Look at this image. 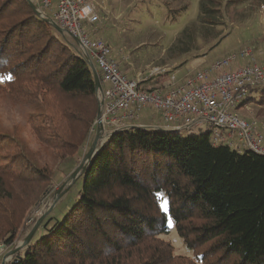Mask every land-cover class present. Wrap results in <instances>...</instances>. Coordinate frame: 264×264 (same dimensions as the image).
Wrapping results in <instances>:
<instances>
[{"label":"trees","instance_id":"1","mask_svg":"<svg viewBox=\"0 0 264 264\" xmlns=\"http://www.w3.org/2000/svg\"><path fill=\"white\" fill-rule=\"evenodd\" d=\"M220 5L201 0L198 22L173 47L195 49L196 34L218 25ZM222 37L217 33L214 45ZM0 76L10 121L20 119L6 131L0 121V244L12 245L56 174L28 152L24 133L30 128L62 165L93 131L99 99L86 58L29 0H0ZM259 87L250 88L246 103ZM79 179L65 216L47 215L10 264H198L161 238L169 217L188 248L202 249V264H264L263 154L216 144L210 130L184 135L132 126L111 133Z\"/></svg>","mask_w":264,"mask_h":264},{"label":"rangeland","instance_id":"2","mask_svg":"<svg viewBox=\"0 0 264 264\" xmlns=\"http://www.w3.org/2000/svg\"><path fill=\"white\" fill-rule=\"evenodd\" d=\"M91 1L98 5L100 16V20L94 24V28L98 30L99 36L110 44L112 55L120 62L122 71L127 75L132 73L128 72L127 63L123 59L125 55L133 71L137 70L144 76H150V80L142 84L144 89L166 88L171 82L173 74L176 76V80L180 81L198 70L210 68L219 59L239 53L242 47L254 48L258 63L264 65V0H221L220 13L217 15L218 25H207L203 35L198 32L195 49L185 54L180 52L178 47L174 48L173 46L186 27L198 22L201 0ZM100 7L105 9L102 10ZM55 10L54 8L49 11V15L53 16ZM54 32L63 40L62 34L56 29ZM217 33L224 37L214 45ZM69 41L75 45L72 39L69 38ZM241 63L242 60H239L238 64H234L233 67ZM155 69L163 70V72L151 75ZM257 91L253 92L256 99L248 102L247 107L239 106L236 113L243 118L255 120L260 129L264 131V85L260 86ZM2 96L0 91V97ZM11 119L9 107L4 104L3 99H0V121L6 124L5 131L14 129L13 125H20V119L10 121ZM107 127L106 130H108ZM207 127L208 125L204 124L201 131L205 132ZM28 129V132L23 136L28 152L35 151L42 161L48 160L56 170V174L48 187L50 192L41 205L30 214L25 227L21 228L14 243L12 245L0 244V264L5 254L22 244L38 218L52 206L56 192L63 184L65 186L62 192L65 191L52 208L50 216L54 219H62L75 203L82 187V180L73 181L69 177L83 162L89 151L96 135L97 122H95L94 129L88 139L81 144L75 157L68 162L65 161L62 165L47 153L52 151L43 148L37 137ZM181 133L186 135L188 131L184 129ZM106 140L107 136L102 140L103 143ZM171 221L169 232L162 234L161 238L173 246L175 255H181L202 264L197 257L202 253V249L194 251L188 248L179 235L172 218ZM23 249L19 252H23ZM14 258L15 255L9 256L6 264H10Z\"/></svg>","mask_w":264,"mask_h":264},{"label":"built area","instance_id":"3","mask_svg":"<svg viewBox=\"0 0 264 264\" xmlns=\"http://www.w3.org/2000/svg\"><path fill=\"white\" fill-rule=\"evenodd\" d=\"M31 1L41 18L56 22L64 30V37L73 40L76 51L95 64L101 78L97 97L103 103L105 128L126 129L127 122L139 120L144 109L153 108L177 129L190 130L195 122L207 124L216 144L264 155V131L255 120L236 113L239 106L247 107L250 88L264 85V65L258 63L252 48H243L219 59L210 69L198 70L180 81L173 74L166 91L144 89L142 84L150 76L138 73L130 78L113 57L110 44L90 32L88 26L100 20L97 4L91 0ZM54 8L50 16L48 12ZM239 60L245 62L233 67ZM212 71L219 73L210 77ZM161 72L155 69L151 75Z\"/></svg>","mask_w":264,"mask_h":264},{"label":"water","instance_id":"4","mask_svg":"<svg viewBox=\"0 0 264 264\" xmlns=\"http://www.w3.org/2000/svg\"><path fill=\"white\" fill-rule=\"evenodd\" d=\"M31 6L33 7V9L35 10L36 7L34 5V3L29 0ZM51 25L53 26L54 29H56L60 34H64V30L54 21H50ZM64 36V35H63ZM88 64L90 65V68L92 69V72L94 74L95 77V83H96V88H100L101 87V78L99 75V72L95 66V64L91 61L88 60ZM102 105L103 103L101 101H99V109H98V113H97V130H96V135L94 138V141L91 144V147L89 149V151L87 152V154L85 155L83 162L72 172V174L70 175L69 179L76 181L79 176L83 173V171L86 169L89 161L95 157L97 155V153L99 152L100 147L103 144V139L107 136V138L110 136L111 133H107L106 128L103 124L102 121ZM65 184H63L60 189L56 192V196L54 199V202L52 204V206L45 211L37 220V222L35 223V225L32 227V229L29 231V233L26 235L24 241L22 242L21 245L17 246L16 248H14L13 250L9 251L7 254H5L1 264H6L7 259L9 256H13L15 254H17L22 248H25L33 239V237L35 236L37 230L39 229V227L41 226L42 222L45 220V218L47 217V215L51 212L52 208L54 207V205L56 204V202L61 198L63 192L62 189L64 188ZM67 189V188H66Z\"/></svg>","mask_w":264,"mask_h":264},{"label":"crops","instance_id":"5","mask_svg":"<svg viewBox=\"0 0 264 264\" xmlns=\"http://www.w3.org/2000/svg\"><path fill=\"white\" fill-rule=\"evenodd\" d=\"M100 9H102V10H104L105 8H101L100 7ZM88 28H89V30H90V32L92 33V35H94L95 37H101V36H99V34L97 33L98 32V30L96 29V28H94V25H92V26H88ZM64 37V36H63ZM65 38V37H64ZM102 38V37H101ZM68 40V39H67ZM74 43V42H73ZM248 48H251V47H248ZM242 49H243V47H242ZM252 49H254V48H252ZM254 54H255V52H254ZM256 57V56H255ZM126 56L124 55L123 56V59L126 61V63H127V69H129L128 70V72L129 71H131L132 73L130 74H128V76L130 77V78H135V77H137V74H138V71L137 70H135V71H133V68L131 67V66H129V65H131L130 63L128 64V62H127V60H126ZM257 59V58H256ZM258 61V60H257ZM245 61L244 60H242V63H244ZM241 63V64H242ZM212 66V65H211ZM211 68V67H210ZM210 68H208V69H210ZM206 70V69H205ZM219 73V72H218ZM217 72H214V71H212L211 73H210V77H214L215 75H217L218 74ZM105 87H107V85L105 84ZM160 88V87H159ZM163 87H161V89H162ZM163 90L164 91H166L167 90V87L166 88H163ZM126 125L128 126V127H132V126H145V127H159V128H163V129H165V130H180V129H177L176 127H175V125H172V124H170V123H167L164 119H163V117L161 116V114L159 113V112H157L156 110H151L150 108H146V109H144L142 112H141V116H140V118H139V120H137V121H133V122H127L126 123ZM203 123H198V122H195V124H194V126L190 129V130H193V131H196V132H198V131H200V132H203V131H201V130H203ZM108 128V130H107V132H109V133H111V132H113L114 130H115V128L113 127V126H109V127H107ZM208 128H209V126L206 128V130L205 131H207L208 130ZM184 130V129H183ZM183 130H180V131H183ZM185 130H187V129H185ZM187 131H189V130H187Z\"/></svg>","mask_w":264,"mask_h":264},{"label":"snow or ice","instance_id":"6","mask_svg":"<svg viewBox=\"0 0 264 264\" xmlns=\"http://www.w3.org/2000/svg\"><path fill=\"white\" fill-rule=\"evenodd\" d=\"M7 79H11V76L9 75L8 77H6ZM163 194L162 193H157V197L158 198H162ZM160 210L161 212H163L164 214H167L169 212V206H168V202L166 199H163L162 202L160 203ZM168 224L171 227L172 225V221L171 218L169 217L168 219Z\"/></svg>","mask_w":264,"mask_h":264}]
</instances>
